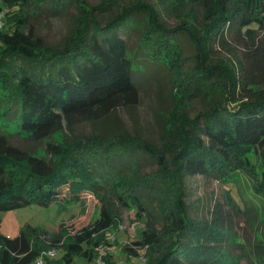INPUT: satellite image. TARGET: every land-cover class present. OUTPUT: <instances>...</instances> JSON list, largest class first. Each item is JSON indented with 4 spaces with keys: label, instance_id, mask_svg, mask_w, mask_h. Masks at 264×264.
<instances>
[{
    "label": "trees",
    "instance_id": "16d2710c",
    "mask_svg": "<svg viewBox=\"0 0 264 264\" xmlns=\"http://www.w3.org/2000/svg\"><path fill=\"white\" fill-rule=\"evenodd\" d=\"M117 1L90 6L86 0H0V116L14 118L21 134L46 141L48 154L40 156L14 144L12 134L0 133V211L49 205L64 186L69 187L68 199L79 200L88 191L100 202L97 218L74 233L28 225L9 237L0 224V264L37 262L53 248L63 250L61 258L45 256V262L72 264L81 258L83 264H99L100 251L106 249L104 264H117L108 251L114 243L108 233L118 228L119 218L104 190L123 207L137 209L141 218L150 214L146 197L158 200L162 227L147 221L139 239L123 245L126 253L146 248V264H231L217 245L224 218L203 224L189 216L182 197L184 177L200 174L228 181L247 167L256 178L254 190L264 195V34H257L264 28V0H172L186 11L175 28L166 27L154 6L140 1L101 22L96 15ZM41 5L54 11L75 5L74 31L61 45L47 44L29 27L31 8ZM139 8L150 12L140 47L151 44V58L171 75L173 107L164 114L161 144L130 134L61 136L65 130L73 132L80 120L137 102V61L128 55L121 32ZM234 29H245L252 39L243 58L216 60L215 46L230 50L227 33ZM178 33L192 42L194 65H187ZM199 96L211 101L190 117L187 108ZM134 148L159 169L142 174L139 164L133 165ZM254 155L260 157L259 165L252 164ZM255 249L261 256L257 264H264V244Z\"/></svg>",
    "mask_w": 264,
    "mask_h": 264
},
{
    "label": "rangeland",
    "instance_id": "374dc122",
    "mask_svg": "<svg viewBox=\"0 0 264 264\" xmlns=\"http://www.w3.org/2000/svg\"><path fill=\"white\" fill-rule=\"evenodd\" d=\"M86 1L90 6H95L102 0ZM138 1L154 6L160 20L168 28L178 27L186 13L179 5H174L172 0H118L110 10L99 13L96 17L101 22L108 21L116 14L136 6ZM144 9L139 8L133 11L129 18L130 23L121 32L127 41L128 55L135 57L137 61V70L134 73L138 87L137 102L133 105L117 107L104 117L80 120L73 126V132L65 130V133L60 134L61 136L110 138L130 134L155 145L161 144L166 130L164 114L173 107L172 82L169 69L163 63L151 58L152 45L148 43L140 47L146 28L149 26L150 12ZM75 15H78L75 5L69 6L65 11H54L51 6L41 5L37 9L31 8L29 27L47 44L61 45L66 36L74 31ZM251 27L259 28L257 24ZM257 34L258 37H262L264 28L260 27ZM227 38L231 49L215 46L214 58L216 60L231 58L238 62V59L243 58L246 45L252 39L245 33V29L230 30ZM177 41L183 47L187 65H194L196 52L188 36L178 33ZM245 93L246 90L241 95ZM210 101L200 96L192 100L187 108L190 117L208 108ZM3 117L6 120H3ZM0 133H10L14 144L40 156L48 157L45 151L47 142L36 141L21 134L19 124L14 118L7 115L0 116ZM134 151L132 153L129 151L134 154L133 165L139 164L142 174H150L159 169L155 161L142 156L135 148ZM259 159L257 155L252 156V164L259 165ZM228 181L200 174L187 175L182 185L183 201L188 208L189 216L202 221L203 224L217 222L218 218H224V223L219 224L221 227L218 234L222 237L217 245L230 258L231 264H257L261 256L258 257L255 245L264 244V195L254 190L256 178L247 167L234 172ZM163 189L167 188L163 186ZM109 191L104 190L102 193L107 192L108 199L110 196L109 205L117 212L119 225L116 230L108 233L109 239L115 237V241L118 240L114 241L108 251L111 252L117 264H146V248L139 249L136 253H126L122 247L126 243L139 239V231L147 227V221L150 220L158 229L162 227L163 219L155 209L158 200L150 194L146 197V207L150 210V214L141 218L137 209L123 207ZM68 192L69 187L64 186L57 195L59 199L49 205L33 203L18 209L0 211L1 232L6 236L15 237L22 229L31 225L50 232L60 233L66 229L74 233L97 218L100 202L94 194L88 191L83 192L80 194L81 199L72 200L67 198ZM231 196L236 203L231 200ZM212 228L215 229V227ZM206 232L209 233V231ZM58 250V255L51 257L50 260L61 258L63 250ZM30 264H36V261ZM45 264L51 263L45 262ZM72 264H83V260L76 258ZM184 264L195 263L185 261Z\"/></svg>",
    "mask_w": 264,
    "mask_h": 264
},
{
    "label": "built area",
    "instance_id": "2783aa9c",
    "mask_svg": "<svg viewBox=\"0 0 264 264\" xmlns=\"http://www.w3.org/2000/svg\"><path fill=\"white\" fill-rule=\"evenodd\" d=\"M2 26L1 22H0V27ZM111 241H115V237H111L110 238ZM111 249V246H109L108 250ZM107 250L106 249H101L100 251V256L97 259V262L99 264H104V256L106 254ZM58 254V250L56 248L50 249V250H45L42 252V254L40 255V257L38 258L36 264H45V256L47 257H55Z\"/></svg>",
    "mask_w": 264,
    "mask_h": 264
}]
</instances>
